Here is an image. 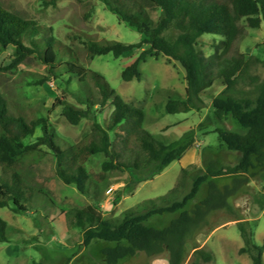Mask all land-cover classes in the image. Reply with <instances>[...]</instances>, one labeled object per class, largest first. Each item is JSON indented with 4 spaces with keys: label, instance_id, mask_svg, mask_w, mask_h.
Returning a JSON list of instances; mask_svg holds the SVG:
<instances>
[{
    "label": "trees",
    "instance_id": "1",
    "mask_svg": "<svg viewBox=\"0 0 264 264\" xmlns=\"http://www.w3.org/2000/svg\"><path fill=\"white\" fill-rule=\"evenodd\" d=\"M46 7L57 8L62 0H44ZM82 4L83 19L89 21L92 6ZM107 9L120 22L136 30L137 43L99 41L87 31L74 27L64 42L54 35V29L35 18L22 14L0 0V49L13 47L15 59L6 67L0 66V75L17 68L30 57L46 67L47 75L37 84L67 79L78 82V104L67 98H57L54 109L60 107L70 125L83 120L92 122L91 132L78 143L62 138L50 119L35 108L27 107L0 91V208H11L17 214L28 212V204L36 197H53L43 187L33 184L32 168L52 155L57 163V176L67 185L92 199L83 209L65 211L71 226L83 230V245L94 241L107 243L101 249L107 264H119L138 253L149 257L168 253L170 264H185L188 246L193 245V264H215V254L199 248L197 237L210 228V216L227 211L238 216L232 199L245 190L251 179H264V78L259 75L264 59L239 50L247 29L264 25V0H103ZM84 4V5H83ZM151 10L161 11L158 21ZM171 31L178 33L169 39ZM205 34L222 37L214 53L206 57L198 50V40ZM148 47V48H146ZM140 54L127 64L122 72L123 81H140V64L149 57H167L185 70L186 98H170L166 109L170 114L191 112L204 107L203 94L218 80L224 91L213 100L215 117L223 121L233 117L245 134L216 129L220 146L240 153L238 163L219 167L218 159L204 160L205 170L193 177L190 190L176 186L166 195L149 199L124 212L115 220L105 218L102 197L109 188L112 171L128 172L130 188L153 180L173 162L181 161L192 149V143L177 146L157 140L144 125L147 115L143 109L129 104L100 73L89 64L98 56ZM249 87L253 90L243 91ZM99 95L100 100H94ZM108 104L114 106L107 126L98 121ZM42 134L35 142L26 143L37 129ZM115 131V138L111 132ZM104 154L107 160L100 172L88 171L91 157ZM188 170L182 169L181 175ZM231 176V184L220 186L218 178ZM207 184L206 197L188 210L201 188ZM264 208V201L260 202ZM164 228L149 227L145 223L155 216L177 214ZM244 242L240 254L250 257L252 264H264V240L254 242V230L249 222H239ZM13 228L0 218V242H9Z\"/></svg>",
    "mask_w": 264,
    "mask_h": 264
},
{
    "label": "rangeland",
    "instance_id": "2",
    "mask_svg": "<svg viewBox=\"0 0 264 264\" xmlns=\"http://www.w3.org/2000/svg\"><path fill=\"white\" fill-rule=\"evenodd\" d=\"M4 1L14 10L52 27L54 35L64 42H69L67 37L74 27L87 31L99 41L137 43L141 38L136 30L120 22L108 10L103 0H83L85 6L93 8L89 21L83 19L84 8L76 0H62L57 8L46 7L44 0ZM151 15L158 21L161 11L151 10ZM177 35L176 31L167 34L169 39H175ZM222 40V37L205 34L199 38L197 48L209 57ZM239 50L264 59V25L260 29H247L245 38L239 43ZM140 52L136 51L132 57L123 56L119 59L112 54L98 56L89 67L103 75L126 102L145 111L147 119L144 127L157 140L166 145L181 146L192 143L193 146L182 161L173 162L153 180L140 183L132 189L129 186L131 179L128 172H110L109 188L101 201L108 220L118 219L141 202L166 195L176 186L183 190V194L187 193L192 186L193 177L206 169L204 160L209 156L218 159L219 167L236 165L240 153L220 146L218 135L213 131L221 128L238 134L246 133L233 117L229 116L220 121L214 115L213 100L225 89L222 80H218L212 88L204 92L202 98L205 104L202 109L176 114L168 113L166 105L170 98H186V73L179 63L170 61L165 56L159 59L149 57L140 64V81H123L124 67ZM14 59L13 47L0 49L1 67L11 65ZM45 75V65L32 56L17 68L1 73L0 91L27 107L39 110L50 119L62 138L73 144L78 143L91 132L92 122L83 120L77 126L70 125L62 115V109H54L57 98H67L68 101L78 104L75 97L80 92L78 82L69 84L67 79H62L49 81L44 86L38 85L37 81ZM259 75L264 78L263 67L260 68ZM242 90L246 92L253 89L244 87ZM94 100L99 102V95H95ZM113 111L114 106L108 104L103 113L98 114V121L107 126ZM41 134L39 128L25 142H35ZM111 136L115 138V131L111 132ZM191 151L197 153L192 160ZM106 160L104 154L96 155L90 158L86 168L89 172H100ZM185 163H189L186 167L188 173L183 178L182 165ZM31 171L33 184L49 192L55 205L47 199L36 197L28 204L26 213L17 214L10 207L0 208V218L13 228L9 232V242H0V264H107L101 252L107 243L94 241L85 247L83 230L71 226L64 213L70 209H83L92 203V199L82 195L75 185H67L57 176V163L52 155L44 157ZM217 180L220 186H224L231 184L233 177L226 176ZM207 190L208 185L205 184L196 199L188 205V210L206 197ZM262 201L264 179H251L245 190L232 199L238 216L224 210L214 212L210 216V228L204 230L196 239L199 248L212 251L216 257L215 264H252L248 255L240 254L244 242L238 223L249 222L254 230V242L261 245L264 240V208L260 204ZM176 216L178 213L155 216L145 224L162 229ZM202 236L207 239L206 245L199 241ZM194 251L190 244L185 264H193ZM119 264H170V260L168 253L156 257L138 253Z\"/></svg>",
    "mask_w": 264,
    "mask_h": 264
},
{
    "label": "crops",
    "instance_id": "3",
    "mask_svg": "<svg viewBox=\"0 0 264 264\" xmlns=\"http://www.w3.org/2000/svg\"><path fill=\"white\" fill-rule=\"evenodd\" d=\"M196 155H197L196 152L191 151V160H192V158L195 157ZM195 158H196V157H195ZM182 160H183V159H182ZM182 160H181V161H182ZM188 165H189V163H185V165H182V169H183V168H186ZM199 241H200V243H204V244L206 245V241H207V239L205 240V238L202 236V237H199Z\"/></svg>",
    "mask_w": 264,
    "mask_h": 264
}]
</instances>
